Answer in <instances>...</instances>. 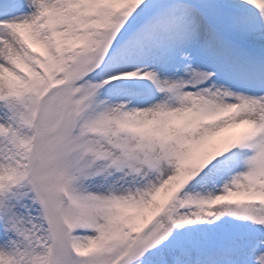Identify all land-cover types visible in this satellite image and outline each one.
I'll return each mask as SVG.
<instances>
[{"label": "snow or ice", "instance_id": "6c2138e0", "mask_svg": "<svg viewBox=\"0 0 264 264\" xmlns=\"http://www.w3.org/2000/svg\"><path fill=\"white\" fill-rule=\"evenodd\" d=\"M0 264H264V0H0Z\"/></svg>", "mask_w": 264, "mask_h": 264}]
</instances>
